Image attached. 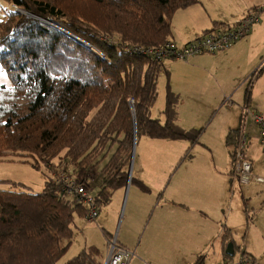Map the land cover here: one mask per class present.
<instances>
[{"label":"trees","instance_id":"16d2710c","mask_svg":"<svg viewBox=\"0 0 264 264\" xmlns=\"http://www.w3.org/2000/svg\"><path fill=\"white\" fill-rule=\"evenodd\" d=\"M3 2L11 8L0 5V62L11 86L0 88V161L21 159L51 175L42 193L0 190V264H59L86 210L53 174L85 183L116 146L104 167L106 190L96 198L101 208L127 183L139 137L199 140L202 130L176 124L174 102L167 123L151 117L164 62L134 51L171 41L174 13L197 0ZM239 137L240 130L231 131L228 143L237 146ZM96 254L85 251L67 264H99Z\"/></svg>","mask_w":264,"mask_h":264},{"label":"crops","instance_id":"0c3cea01","mask_svg":"<svg viewBox=\"0 0 264 264\" xmlns=\"http://www.w3.org/2000/svg\"><path fill=\"white\" fill-rule=\"evenodd\" d=\"M198 1L195 5L183 9L186 11L184 12L186 18L190 14L200 16L201 22L197 26L198 29L188 33L185 37L177 35V38L174 39L172 23V40L179 47L191 42L195 38L194 36L198 35L196 32L211 30L213 28L212 23L217 24L218 22L215 19H210L209 23L206 21ZM243 1H245V6L230 16L234 23L239 22L249 10L264 6V0ZM232 22L228 24L230 25ZM176 28L178 27L176 26ZM263 66L264 12L260 16V22L252 28L250 34L228 50L216 54L197 55L187 61L167 59L164 62L162 73H160L164 79L167 78V86H163V82H161L160 87L163 102L160 110L156 112L154 106L159 97L158 90L157 100L151 108V117L159 120L162 124L167 123L169 117L167 108L171 101L175 104V122L181 129L184 131L202 130L203 132L199 140L194 143L187 139L141 137L137 143V150L135 149L137 155L133 162L134 165L132 164L131 172V164L129 166L130 173L127 183L122 182L113 190L110 202L103 203L101 201L106 206H101L99 217L95 223L107 238L108 244H104L102 241V245H98L95 240L89 242L87 237L84 239L81 249L67 258L65 264L85 251H97L98 255L96 254L95 259L97 263L106 264L109 245L113 241L120 248L129 250L134 254L129 264H155L154 262L163 256L168 258L172 256L175 259L174 264H185L186 254L191 250V245L201 246L203 254H199V256L205 257V255L215 252L218 260L222 261L226 259L225 250L229 242L234 243V256L240 251L250 254L248 248L245 251L244 240L240 245L237 230L238 226L241 224L243 226L245 219L247 220L246 214L248 212H244L242 215L238 197L235 205L236 196L230 198L232 206L226 211L224 209L226 192L219 197L217 207L208 208L207 199L210 195L206 192L201 181L197 180L201 178L204 167L198 161L196 162L192 151L193 148L197 151L198 147L202 146L208 150L211 148V152H213L215 143L219 144L220 148L225 147L229 163L225 168L220 167L222 165L220 163L218 176L224 174L229 177L230 186H235L238 192L239 189L236 185L240 184L237 182L236 174H234L236 145L233 142L229 144L228 139L231 131L240 130V136L241 133H244L248 138L246 154L252 162L254 180L245 186V193L241 190L239 192L246 194L245 196L250 199H252L251 196L253 198L259 197L260 194L258 193H262L260 191L264 192V183L256 182V178L264 179V147L261 143L260 128L254 123L251 116H248L246 125L242 124L243 112L246 108L264 116ZM261 67H263V71L254 79L249 89L248 79ZM158 85L159 82H157V88ZM212 112H214L213 114L217 113V116L220 114L225 116L222 127H212L214 121L205 125V120L210 116L207 113ZM203 126H206V129ZM209 133H211L210 141L201 140L203 136ZM116 148L114 146L108 156L105 157V166ZM212 157L211 163L218 168L217 158ZM207 165L209 166V163ZM213 171L217 174L214 168ZM106 177L103 168L100 175H97L94 180L97 182L95 184L92 182L90 185V192L95 198L100 197L101 199L103 196L101 193L106 190ZM230 186L229 188H231ZM96 192L98 193L96 194ZM126 193L128 197L126 204H124L126 209L122 222L123 228L113 240L114 237L107 231L109 229L106 227L110 221L104 217L107 216L106 214L120 210ZM243 194L241 197L248 204L250 200L246 199ZM114 195L117 197V204L115 205L112 204ZM252 202H254L253 199ZM108 206H111L109 212L103 213V210ZM254 213H256L254 215L255 222L252 225H257L255 238L264 240V201L257 209H254ZM80 220L89 221L86 218ZM76 228L80 231L81 227L74 228V238L67 251L68 254L75 246ZM142 231L144 233L141 235ZM131 234H135V238L131 239ZM139 236H141L140 239H138ZM245 238L249 244L248 233ZM206 246H210V249L208 253L204 254ZM67 253L65 255H68ZM252 258L256 264H264V256L253 255Z\"/></svg>","mask_w":264,"mask_h":264},{"label":"rangeland","instance_id":"374dc122","mask_svg":"<svg viewBox=\"0 0 264 264\" xmlns=\"http://www.w3.org/2000/svg\"><path fill=\"white\" fill-rule=\"evenodd\" d=\"M198 2H199V6L202 10V13L206 17V21L208 23H209L210 19L218 20L217 24L212 23L213 28L211 29V32L214 28L215 29L213 30V32L217 31L218 28L221 29V28H225V27L232 25L234 22H232L233 20L230 19V16L237 13L238 11H240L245 6V1H243V0H199ZM0 5H2L3 8H6V7L9 9L11 8V6L7 5L6 2H3V0H1ZM252 10L254 11V9H252ZM252 10H249L245 16L246 17L249 16V14L252 12ZM184 12H186V11H184L182 9V10L175 12L173 15V22L172 23H173V27H174V31H173L174 32V39L177 38V35H179L180 37H185L188 33L195 31L196 29H198L197 26L201 22L200 16L190 14V15H188V18H186V15H185L186 13H184ZM0 17H1V15H0ZM230 22H232V24L229 25L228 23H230ZM209 25L211 27V24H209ZM176 26L178 28H176ZM203 29H206V28H203ZM208 31H210V30H208ZM196 34H198V35H195L194 36L195 38H193L192 41H195V39L197 37H201L202 35H204V30L201 33L196 32ZM171 41L173 42V40H171ZM177 47H179V46H177ZM166 60L167 59L163 60V62H165ZM258 72L260 73L261 69ZM158 79H159V81H158L159 82V85H158L159 97H158L156 105L154 106L156 112H158L160 110L161 104L163 102L162 101L163 97H161V95H160V93H161V90H160L161 82H163V86H165V85L167 86V78L164 79L163 75H161L160 78H158ZM9 86H11L10 78H9L7 72L2 67V64L0 62V88H2V87L8 88ZM130 104H132V102H130ZM213 113L214 112L207 113V114H210V116H208V118L205 120V125L214 121L212 124V127H215V126L222 127L224 124L223 119L225 118V116H223L222 114L217 116V113L216 114H213ZM261 116H263V115H261ZM203 127L206 129V126H203ZM260 134H261V131H260ZM210 136H211V133H209L206 136H203V138H201V140L204 139L205 141H210ZM140 139H141V137H139V139L137 141L135 140L136 146H134V149L132 152L133 153L132 162H134V160L136 158V155H137L136 150L138 147L137 143ZM209 149L210 150L205 149L204 147L200 146V147H198L197 151L194 148L192 151V154H193L196 162L198 161L200 163V165H202L204 167V172H203L201 178H198L197 180L201 181L206 192L210 195V196H208V199H207V204L209 205L208 208L213 209V207H217V202H218L219 197L223 193L225 194V192H226V206L224 209L226 211H228V208H230V206H232V202L230 201V198L231 197L233 198L234 196H236V198L234 199L235 205L237 204V197L239 198V200H240L239 208L242 209V215L244 214V212H248V214H246L247 220L245 219L243 226L241 224V226H238V228H237L238 233H239V242L241 245L243 243V240L245 241V245H246L245 251L248 248L249 249L248 253H250V254H247L246 252L240 251V253L238 252L236 254V257L242 255L243 253L244 254L246 253L247 256H249L252 259V263L256 264V262L253 260L252 256L253 255H255V256L260 255L262 257L264 256V240L255 238V234H257V225L253 226L252 224H253V222H255V220H254L255 216L254 215H256V213H254V209L255 208L257 209L259 207V205H261V203L264 201V192L260 191L262 193H258V194H260L259 197L255 196V198H253V196H251L253 201L256 203L252 202V199L246 197L245 196L246 194L244 195L242 192H239L241 190V191H244V193H245L246 192L245 186H248L249 184H245V185H241V186L236 185L237 188L239 189L237 192V189L235 186H232V187L230 186L229 177H227L224 174H221V176H218V171L220 170V167L225 168V166L228 165V163H229L228 162L229 160H227L226 148L225 147L220 148L219 144L215 143V148L213 149V152H211V148H209ZM107 155L108 154H104V157H102L99 160V162L97 163V165H95L93 167L92 172H91L92 175L90 177L93 182H94L95 178H97V175H100L101 170L104 168L105 156H107ZM212 156L217 158L218 168H216L215 165L213 163H211V160L213 159ZM30 162H33V160H31ZM56 162H59V160H56ZM208 163H209L210 168L207 165ZM220 163L222 165H220ZM64 164H65V162H64ZM219 165H220V167H219ZM50 166L53 167V165H50ZM59 168H61V166ZM213 168H214V170H216L217 174H215V172L213 171ZM48 169H50V168L41 167L40 170L36 169L31 163L24 162L21 159H10V160H6V161H0V190H9L12 188V189L24 190V191L31 190L35 193H42L44 188H45V185H46L45 183L48 180L47 178L51 175V173ZM68 169H72V167L69 165ZM96 182H97V180H96ZM96 182H94V184ZM256 182L264 183V182H260V181H256ZM229 186L231 188H229ZM97 193L98 192H96V194ZM241 194H243L246 199L250 200V201H248V204L246 201H244L245 199H243L241 197ZM127 197H128V195L126 193L124 195L123 204H122V207L120 208V210H117L116 212H112L110 214H106L107 216L104 217L108 221H110V224H108L106 227L109 229L107 231L110 232L111 235L114 237V238H112L113 240L115 239V236H117V234L118 235L120 234V232L122 231V228H123L122 222H123V216L125 215L124 211L126 209V208H124L125 207L124 204H126ZM116 198H117L116 195H114L113 196V203H112L113 205L117 204ZM104 206H106V204H103L102 207H104ZM110 207L111 206H108V208H105V209L103 208L104 209L103 213L109 212ZM96 220L95 221H88L87 220L88 222H94V223H88L84 220H80L79 218L76 220L75 227H81V228H80V231H78L77 228L75 230V239H74L75 240V246L69 254L67 253L68 255H65L62 258V260L60 261L59 264H65V260L67 258H70L74 253H77L81 249V246L84 242V239L87 237L89 239V242H92L95 240L96 244H98V245H102V241L104 242V244H108L107 238L103 235L102 230L95 223V222H97ZM98 221H100V220H98ZM249 223H250V225H249ZM248 228H249V231H248ZM98 232H100V233H98ZM143 233H144V231L141 232V235ZM247 233L249 234V237H250L249 244L247 243V238H245ZM134 235L135 234L130 235L131 239L133 237L135 238ZM140 238H141V236L138 237V239H140ZM112 243H110V245ZM98 247L100 248V246H98ZM190 247H191V250L189 251L188 254H186L187 258L184 261L185 264H194L197 261V259L202 256V255L199 256V254H203L201 252V246H197V245L192 246L191 245ZM209 247L210 246H206V248H205L206 251L204 254L208 253V251L210 249ZM102 249H103V247H102ZM126 251H129V250H126ZM129 252H131V251H129ZM105 253L107 254L106 248H105ZM205 258H206L205 264H221L222 263V260H218L217 254H215V252H212L209 255H205ZM174 262H175V259L172 256H170V258H168L167 256H163L160 259H157V261L154 263L155 264H174Z\"/></svg>","mask_w":264,"mask_h":264},{"label":"built area","instance_id":"2783aa9c","mask_svg":"<svg viewBox=\"0 0 264 264\" xmlns=\"http://www.w3.org/2000/svg\"><path fill=\"white\" fill-rule=\"evenodd\" d=\"M264 12V6L252 10L249 16H245L239 22L228 27L211 30L197 37L195 41L187 43L182 48L169 41L164 46L157 48L137 47L134 51L144 56H151L161 61L165 59H175L179 61H187L190 58L201 54L219 53L231 48L237 42L246 38L252 28L260 22V16ZM248 116H251L254 123L259 126L261 131V143L264 147V117L245 109L243 112L242 124L246 125ZM243 127V126H242ZM248 138L244 133H241L238 144L235 148L234 170L237 175V182L240 185L250 184L253 178L252 162L247 157ZM54 183L62 186V191L71 198L76 205H83L86 210V218L89 221H95L99 217L100 207L96 198L91 194L87 186L92 184L91 178L85 183L77 182L64 171L53 174ZM256 181L264 182L263 178H256ZM134 254L120 248L116 242L109 245V255L106 264H129ZM221 264H253L252 259L243 253L234 258L227 259Z\"/></svg>","mask_w":264,"mask_h":264},{"label":"water","instance_id":"95a60500","mask_svg":"<svg viewBox=\"0 0 264 264\" xmlns=\"http://www.w3.org/2000/svg\"><path fill=\"white\" fill-rule=\"evenodd\" d=\"M79 40V39H78ZM132 105H133V102H132ZM136 129H135V135H136ZM137 141V140H136ZM136 141H135V146H136ZM132 164L133 162H131V169H130V172L132 170ZM129 172V173H130ZM225 253L228 257H234L235 255V248H234V243L233 242H229L227 245H226V250H225Z\"/></svg>","mask_w":264,"mask_h":264}]
</instances>
